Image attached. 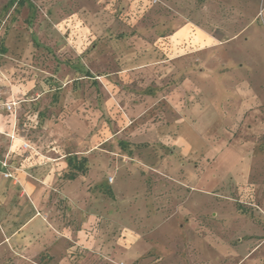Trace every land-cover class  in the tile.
<instances>
[{"label": "rangeland", "instance_id": "374dc122", "mask_svg": "<svg viewBox=\"0 0 264 264\" xmlns=\"http://www.w3.org/2000/svg\"><path fill=\"white\" fill-rule=\"evenodd\" d=\"M93 1L34 0V36L13 38L10 0H0V81L17 102L14 130L34 141L55 129L68 161L87 159L73 203L60 182L64 198L50 202L42 227L24 230L10 210L0 217L3 264H264V0ZM103 6L102 21L65 23ZM69 80L82 96L84 135L65 131L69 122L81 129L68 120L81 112ZM159 85L162 94L183 86L172 97L185 108L196 91L195 109L161 94L148 100ZM180 117L196 125L175 137ZM200 133L206 154L188 140ZM216 140L230 143L222 156L210 153ZM6 224L18 230L7 237Z\"/></svg>", "mask_w": 264, "mask_h": 264}, {"label": "crops", "instance_id": "0c3cea01", "mask_svg": "<svg viewBox=\"0 0 264 264\" xmlns=\"http://www.w3.org/2000/svg\"><path fill=\"white\" fill-rule=\"evenodd\" d=\"M33 1L34 0H10L8 4V9L9 11H11V18L8 24V26H10V29L8 30L10 31L9 36H12L13 38L34 36L31 25L33 24L32 16H34L33 11L35 9L34 5L36 4ZM101 1L103 0H98L97 2L96 0H94L93 4L100 5ZM100 9H101L100 12L88 10L87 12L88 15L86 13L82 14L81 12L74 13L75 15L68 17L65 20V23L69 25H73L74 20L76 18L78 20V23L83 20H87V19L90 21H95V22L102 21L103 19L106 18V14H108V12L104 9V6L103 8H100ZM3 28L4 27L2 26V28L0 29V33L2 32ZM98 29L99 28L97 27V24L96 25L93 24L90 27L89 31L90 32L99 31ZM204 41H206V39H204ZM205 43H204L205 45L203 48L208 49V51L211 52V50H209L211 48L210 46L211 42H205ZM213 71L214 69L206 68V70L201 72L200 75L205 76V78L210 77L209 75H213ZM119 72L124 73V72H128V70L123 69V70H120ZM120 80L124 81L127 84L132 83L134 81L131 79L128 80V76L120 77ZM107 81L114 83L113 81L109 79H107ZM1 82L2 81H0V84ZM74 83L75 82H73L72 80H69L66 82L65 85L67 87V93H68L66 95L72 98L74 101H76L75 98L77 96L79 97L78 100H79L80 107H81L79 108V111L81 112L79 114L76 111L74 116L73 115L68 116V120L69 118L71 120L79 118L81 129H79L78 125L74 127L72 122H69L70 127L67 128L65 131L67 134H70V133L74 134L75 132H78V130H80V134L84 135L89 130L88 125L85 124L83 122L84 120L82 119L84 117V113L82 109L84 110L85 107L81 105L82 96H80L79 93H76L74 91L76 90L74 88ZM2 86L3 85L1 84L0 86V134L5 133V137H2L0 135V147L5 146V150H4L5 152L0 154V157L5 158L6 155L10 156L11 170L13 171L14 177L5 178L3 175V172L0 171V175L3 176V180L1 179L2 181L0 182V204H1L0 217L6 220V217L9 216L7 213V210H10L11 211L10 218L18 219V220L21 219L23 222L21 224L19 223V226L23 225L22 228H24V230H27L28 227L30 228L35 227L37 224H39L42 227L44 225L42 217L45 216V214L46 215L49 214L48 213L49 209L50 207H52L51 203L56 202L58 200L57 198L59 197L64 198L62 194H60V190L58 191L59 189L58 186L61 185L60 182H65L64 187H62V190H63L62 193H66L68 195V198H70L69 200H67V202L69 201L73 203L74 198L72 195L76 187V184L74 183L78 181L79 176H77L75 179L64 177V173L67 172L68 170L67 168H68L69 162H68L67 157L70 155V153L62 152L61 143L60 142L56 143L57 142L56 139L60 141H62L63 139L61 140L60 137L54 138L56 135L54 134L56 132L55 129L51 128V129H48L47 131H42L44 134H40L41 132H39L38 136L40 139L39 140L34 139V141L30 140L29 139L30 137L24 134L19 133L18 135L17 131L14 130L15 114L12 112L9 113L7 109H5L6 107L5 104L7 102L13 101L12 94L9 93L7 95L6 94L2 95V93L5 92L4 88L3 89L1 88ZM147 86L148 85L144 87H147ZM182 87L183 86L177 85L169 94H167V92L166 94H162L163 90L161 89V85H159L158 88L156 87V89L154 90V93L149 92V94H144V95L146 98H148V100L149 99L152 100L155 96L158 97L161 94V96L170 97L171 101L175 103L178 110H182L183 112L187 110L189 111L194 110L195 105H196L195 98H197V95L195 94L196 91L195 92L191 91L192 103H190L189 105L190 107L188 106L189 108L183 107V103L181 102V100H179L177 103L175 98L173 99L172 97L173 94L177 95L178 89ZM134 93L135 92H130L129 94L134 95ZM2 96L3 98H5L4 101L1 100ZM39 98L40 96H38L37 98H34L33 101ZM207 103L210 104V101ZM29 104L30 106L32 105L31 103ZM137 104L138 105L141 104V106L143 107H139V108H143V109L146 106L145 102H140ZM208 104H207V107H208ZM21 106H22L21 103L18 104L17 109L18 107H21ZM180 118L181 120H177L175 124H172V126L176 127L177 133H178L177 135H175V137H179V135L181 136L185 135L183 132V129L181 128L182 124H187V126L189 127H193L196 125L193 121L194 119L193 120L191 119L194 124L192 125L191 124L192 122L185 121V117H180ZM3 120H5V122H3ZM198 120L196 121V123L198 122ZM46 123L47 125H49V119ZM148 126L149 125L147 124L145 128L148 129ZM207 128L205 129V131L207 130ZM75 129L76 130L78 129V130L75 131ZM11 136H14V137L12 138ZM45 136L47 137L50 136V138H48V140L46 139L42 140V138H44ZM144 136H147V134H144ZM144 136L141 135L139 137L142 138V140H144L145 139ZM193 137H194L193 140L188 138V140L193 145L192 148L194 147V150L196 151H204L205 154L208 153V150H209V147L207 145L208 142L205 143L203 137H201V133L199 136H193ZM78 138L80 139V137ZM196 141H200L202 145L200 147L197 146ZM219 141L220 140H216L215 147L213 148V150H211L212 152L210 153L217 154L218 156H222L223 152H225L224 150L228 149L230 143L228 146H226L224 141L222 142H219ZM24 143H28L30 145V148L28 149L25 148ZM246 147L252 150V147H253L252 142H250L249 144H246ZM82 148L87 149V147H85V145L83 144H82ZM24 153L27 154V156H24L25 155ZM36 153H39L41 157H43L44 159H42L41 157L35 156ZM244 165H245V173L247 174V176H250L254 169V164L252 163L251 155L248 156V160H245ZM164 173L165 175H167L168 173L167 170H164ZM251 201L252 202L254 201L252 204H256L253 198ZM7 224H9L8 221H7ZM7 224L5 225V235L8 237L11 235L13 230H18L17 229L18 226L12 230L9 228V225ZM43 228L45 229L44 231L45 234L52 233V231L50 232L48 228L46 227H43ZM1 236L2 235L0 233V239H1ZM30 236L32 235L30 234ZM261 243L262 241L255 244L254 247H249L248 249L254 252L256 248H259L258 245ZM9 251H10V246L8 245V243L3 242V240L1 239L0 240V264H3V261L5 260V257L8 255Z\"/></svg>", "mask_w": 264, "mask_h": 264}, {"label": "built area", "instance_id": "2783aa9c", "mask_svg": "<svg viewBox=\"0 0 264 264\" xmlns=\"http://www.w3.org/2000/svg\"><path fill=\"white\" fill-rule=\"evenodd\" d=\"M17 105V102L12 101V102H7L5 104L6 108L8 111L10 112H14L15 111V107ZM12 138L14 136H11ZM24 147L25 148H30V145L28 143H24ZM0 171L3 172L4 177L6 178H13L14 174L13 171L11 170V160H10V156L6 155L5 158H1L0 157Z\"/></svg>", "mask_w": 264, "mask_h": 264}, {"label": "trees", "instance_id": "16d2710c", "mask_svg": "<svg viewBox=\"0 0 264 264\" xmlns=\"http://www.w3.org/2000/svg\"><path fill=\"white\" fill-rule=\"evenodd\" d=\"M80 161H76L73 158L69 159V168H70V172L68 173V178L70 179H75L78 176V172L80 170H82L83 172H85L84 169V161H86L87 159L85 157H82L81 159H79Z\"/></svg>", "mask_w": 264, "mask_h": 264}]
</instances>
